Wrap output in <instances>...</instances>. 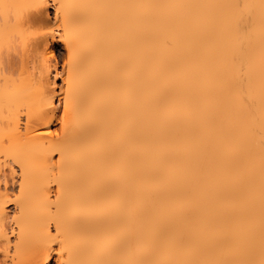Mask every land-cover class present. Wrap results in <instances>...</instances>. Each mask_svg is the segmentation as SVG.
<instances>
[{
  "label": "bare ground",
  "instance_id": "obj_1",
  "mask_svg": "<svg viewBox=\"0 0 264 264\" xmlns=\"http://www.w3.org/2000/svg\"><path fill=\"white\" fill-rule=\"evenodd\" d=\"M47 2L0 0V264H264V0H52L60 110Z\"/></svg>",
  "mask_w": 264,
  "mask_h": 264
},
{
  "label": "rangeland",
  "instance_id": "obj_2",
  "mask_svg": "<svg viewBox=\"0 0 264 264\" xmlns=\"http://www.w3.org/2000/svg\"><path fill=\"white\" fill-rule=\"evenodd\" d=\"M45 6H47V7H45V14H44V12H43V14H44V16L42 17L43 19H41V22H39V23H41L40 25H39V23H37L36 25L37 26H39V27H42L43 29L41 30V32L43 33H39V35L37 34V35H33L32 36V39L29 41V42H31L32 43V45H31V43H30V45L28 46V48H29V51L31 52H29V51H26V56H25V54L23 53V52H25V50L27 49H23V51H22V49L21 48H18V50H19V55L17 54V49L14 51V53L16 54V55H14L13 54V51H12V55H13V57H12V55H11V57H12V59L16 56V57H18L19 56V58L17 59L18 60V64L20 63H22V62H25L26 63V61H28V63L26 64L27 65V67L29 68L28 70L29 71H31V73H33L32 75H34V76H39V75H43V73H44V78H45V80H48L49 82H48V87H49V90H51V91H53L52 93L54 94V104H53V106L55 105V107H57V109H59L60 110V108H61V106H62V104H61V102H60V99L59 98H61V91H62V88H63V86H64V63H65V60H66V55H67V53H66V49H65V47H64V43L61 41V39L59 38V36H58V32H56L55 31V36L53 37V36H51V34H52V30H53V28H54V26H52V25H55V21H56V19H55V6L53 5V2H52V0H49V2H47V4L45 5ZM47 10V11H46ZM46 13H47V15H46ZM47 17V18H46ZM45 20L47 21V22H45ZM43 22H44V24H43ZM49 22V23H48ZM46 23V24H45ZM49 24V25H48ZM41 25H43V26H41ZM51 26V27H50ZM50 28V29H49ZM52 28V29H51ZM55 29V28H54ZM47 32H46V31ZM49 30V31H48ZM45 31V32H44ZM45 33H47V35L45 34ZM41 35V36H40ZM45 35V36H44ZM34 36H36L35 37V39H34ZM39 37V41H44L45 40V47H44V45L42 46V44H40L41 45V47L37 44V46H36V42L38 41L37 39H38V37ZM42 36H43V38H42ZM41 38V39H40ZM37 40V41H36ZM35 42V43H34ZM34 43V44H33ZM34 46V47H33ZM36 47V48H35ZM44 47V48H43ZM48 48V50H51L52 52H50V53H48V56H47V69L45 70V72L43 71V68H42V64L43 63H40V61H41V55H42V53L41 52H43L44 51V49L45 48ZM41 49V50H40ZM21 50V51H20ZM32 50V51H31ZM35 50V51H34ZM40 52V53H38V51ZM20 52H22V55H21V53ZM28 53V54H27ZM31 54V55H30ZM18 55V56H17ZM24 55V56H23ZM28 56V57H27ZM33 58H32V57ZM10 57V58H11ZM16 57H15V59H16ZM31 57V58H30ZM10 58H9V60H10ZM22 58H27V59H25V60H23ZM37 58V59H36ZM11 59V60H12ZM15 59H13L14 61H15ZM16 60V61H17ZM19 60H20V62H19ZM23 60V61H22ZM37 61V62H36ZM50 62V63H49ZM38 63H40V64H38ZM16 64V63H15ZM33 65V66H32ZM48 65H49V67H48ZM36 66V67H35ZM33 67V68H32ZM38 67V68H37ZM31 68V69H30ZM34 68H35V70H34ZM49 68V69H48ZM40 69H42V71L43 72H40L41 70ZM36 71V72H35ZM46 71H48V72H46ZM35 72V73H34ZM40 72V73H39ZM50 83V84H49ZM59 106V107H58ZM62 109V108H61ZM24 121H25V119L23 118L22 120H21V122L22 123H24ZM59 126V123H56L55 125H53L52 126V129L54 130V129H57V127ZM55 131V130H54ZM16 166V165H15ZM15 169H17V170H15ZM15 172H14V174H11L9 177H11V178H9V179H11V180H9L10 181V183H8V186H9V192H10V195H14L13 193H16L17 191V185L18 184H16L17 183V179L19 178V176H20V173H19V169H18V167L16 166L15 167ZM12 175L14 176V177H12ZM12 178H14V179H12ZM14 180V181H13ZM13 181V182H12ZM16 181V183L14 184V182ZM4 183L2 182V184L1 185H3ZM13 185H14V187H13ZM17 186V187H16ZM4 187V185L2 186V188ZM13 188V189H12ZM16 189V190H15ZM13 190V191H12ZM13 193H12V192ZM14 202H12V201H10L8 204H7V209L8 210H13L14 211V204H13ZM55 262L53 261V264H54Z\"/></svg>",
  "mask_w": 264,
  "mask_h": 264
}]
</instances>
